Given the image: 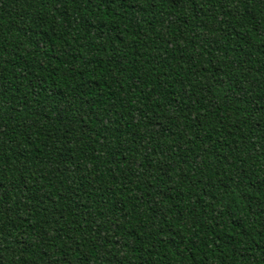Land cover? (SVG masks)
<instances>
[{"label":"trees","instance_id":"16d2710c","mask_svg":"<svg viewBox=\"0 0 264 264\" xmlns=\"http://www.w3.org/2000/svg\"><path fill=\"white\" fill-rule=\"evenodd\" d=\"M0 264H264V0H0Z\"/></svg>","mask_w":264,"mask_h":264}]
</instances>
